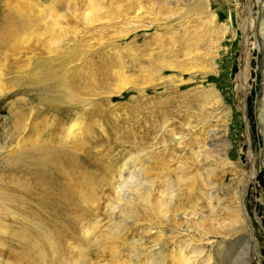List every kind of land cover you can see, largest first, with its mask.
Wrapping results in <instances>:
<instances>
[{
	"label": "rangeland",
	"instance_id": "rangeland-1",
	"mask_svg": "<svg viewBox=\"0 0 264 264\" xmlns=\"http://www.w3.org/2000/svg\"><path fill=\"white\" fill-rule=\"evenodd\" d=\"M45 144L90 177L42 216L53 232L75 209L76 239L47 247L2 214L0 264H236L230 249L264 264V0H0V193L35 194L23 216L46 209Z\"/></svg>",
	"mask_w": 264,
	"mask_h": 264
},
{
	"label": "bare ground",
	"instance_id": "bare-ground-1",
	"mask_svg": "<svg viewBox=\"0 0 264 264\" xmlns=\"http://www.w3.org/2000/svg\"><path fill=\"white\" fill-rule=\"evenodd\" d=\"M54 20V19H53ZM55 21V20H54ZM263 37V36H262ZM261 37V38H262ZM79 122V121H78ZM76 122L75 124H72V126L69 125V127H67V135H70V136H73L75 134V131L77 129V127H79V124ZM23 123V122H22ZM20 131V130H19ZM16 132V131H15ZM20 135V134H19ZM214 136V135H213ZM216 137V136H215ZM28 138V137H27ZM26 138V139H27ZM68 138V137H67ZM74 139V138H73ZM78 141V139H77ZM76 144H78L76 142ZM2 148H0L1 150ZM31 149V148H30ZM41 150L40 153H41V157H38L39 159L35 160L34 158V161L37 166L40 165L39 169H40V173H41V178H40V182L38 183L39 185L36 187L40 193L37 194L39 196V198L37 199L40 203H38L39 206H45L46 209L45 210H37V209H32L31 207L30 208H27L28 209V213H26L24 216L21 212V208H24L23 206H32L31 203L26 199L27 197H31L35 194H32L31 192H28L27 191H24L23 194L24 195H19V194H2L0 193V206H7V208H5L4 210L3 209H0V216L2 214H5L4 216L6 218H11L12 220H17V219H21L24 224L25 227L27 226H31L33 225L34 227L37 228H34L33 227V231L35 232L34 234H36V236L40 237L43 241V245L46 243L47 244V247L50 246V247H53V248H57L56 246V240L55 238L57 237H60L58 236L60 233L65 237H68L72 234V238L73 239H76V236L74 235L75 233H73V225H74V220H75V214L74 211L75 209L69 214L70 211H66V215L68 216L69 214V218L68 219V222L63 224V226L61 228H58V226H56V229L53 230V232H48L46 231V227H49L53 224H55L54 221H52L50 219V221H46V219H42V216H45V215H48L49 216V209L54 212L55 214H58L59 213V208H57L58 206H74V193L75 191L77 190L78 191V188L83 186V184H89V178L88 177V174L86 171V168L84 167L85 165L82 164V162H80L79 158H77V156L73 155L72 153H68L67 151L61 149V148H57V147H54V146H51L49 144H45V145H42L40 146ZM29 150V149H27ZM33 150V149H32ZM31 150V151H32ZM38 150V149H37ZM1 152V151H0ZM37 151H34L33 153H35ZM202 152V151H201ZM30 153V151L28 152ZM27 154L26 151L23 153L22 156V159L19 161H24L25 160V163H26V160H28V162H33V160L31 159V155L34 156V154ZM39 153V154H40ZM210 153V152H209ZM38 154V152H37ZM20 155V154H19ZM201 155V154H200ZM30 156V157H29ZM199 156V154L196 155V157ZM18 157V156H17ZM29 158V159H27ZM198 158V157H197ZM15 160V159H14ZM198 160V159H197ZM20 162V163H21ZM37 162V163H36ZM24 164V163H23ZM27 165H30L29 163ZM32 165V164H31ZM83 165V166H82ZM24 166V165H23ZM129 167V166H128ZM128 168L125 166V168H122L119 173H120V178L123 180L122 182H125V181H128L129 179L128 178H125V176L123 177V173H127V170ZM140 170V169H139ZM128 172H132L131 170L128 171ZM131 174V173H130ZM142 174V173H141ZM133 175L131 174V177ZM123 177V178H122ZM141 177V176H140ZM179 177V176H178ZM92 178V177H91ZM181 179V178H180ZM117 181V180H116ZM145 182V181H144ZM121 183V182H120ZM114 185V184H113ZM126 185V184H125ZM143 184H141L140 186H142ZM127 186V185H126ZM169 186H170V183H169ZM124 187V186H123ZM114 188V187H113ZM115 191H116V194H117V199L118 200H121V201H118V202H122L124 201V203L127 201V198H128V195H127V192H125L123 190V188L119 185L117 187L114 188ZM138 188H136L135 190H137ZM140 190V189H139ZM142 190V189H141ZM169 190V189H168ZM239 189H237V191H235V193L238 192ZM81 191V190H80ZM128 191V190H126ZM144 191V190H143ZM139 192V191H138ZM137 192V193H138ZM142 192V191H141ZM148 192V191H147ZM147 192H143L141 196H144L145 193ZM163 192V191H162ZM165 192V191H164ZM167 192V191H166ZM165 192V193H166ZM241 191L238 192V195L237 197L241 198L240 196V193ZM82 193V192H81ZM163 194V196L161 195L160 198H158L157 200H155L156 198H154V202H153V211L155 212V214H158L159 213H162L163 212H169L172 210V208H175V207H172L171 210H169V206H166V203H165V199H166V194ZM41 194H42V199H41ZM115 194V193H114ZM148 194V193H147ZM162 194V193H161ZM168 195V194H167ZM27 196V197H25ZM170 196V195H168ZM167 196V197H168ZM148 197V196H147ZM174 197V196H173ZM85 198V197H84ZM139 200V199H138ZM29 203H28V202ZM117 201V200H116ZM133 201V200H132ZM112 202V201H111ZM130 202V201H129ZM135 202V201H134ZM137 202V201H136ZM144 203V202H143ZM119 204V203H118ZM130 204V203H129ZM132 204V203H131ZM168 204V203H167ZM135 205V204H133ZM94 206V205H93ZM112 206V205H111ZM120 206V205H119ZM127 206V205H126ZM125 206V207H126ZM113 207V206H112ZM130 207V206H129ZM142 207V206H141ZM2 208V207H1ZM16 208L19 209V212H20V216L17 218V214L18 213H15L14 211L16 210ZM38 208V207H37ZM40 208V207H39ZM48 208V210H47ZM116 208V207H115ZM127 208V207H126ZM162 208V209H161ZM169 208V209H168ZM177 208V207H176ZM26 209V208H24ZM114 209V208H113ZM123 209V207H122ZM135 209V208H134ZM1 210H2V213H1ZM125 210V209H124ZM123 210V211H124ZM169 210V211H168ZM24 211V210H23ZM127 211H129L127 213ZM125 214H127V216L129 217H133V214L131 212V210H127ZM133 211V210H132ZM136 211V210H134ZM174 211V210H173ZM237 211V210H236ZM25 212V211H24ZM159 212V213H158ZM175 212V211H174ZM214 212V211H213ZM112 213V212H111ZM116 213V212H115ZM122 213V212H121ZM172 213V212H171ZM124 214V212H123ZM122 214V215H123ZM124 214V215H125ZM138 214V213H137ZM168 214V213H167ZM231 214V213H230ZM235 214V213H234ZM173 215V214H172ZM178 215V214H177ZM233 215V214H231ZM239 215V214H238ZM127 216H126V219H127ZM155 216V215H154ZM119 217V216H118ZM163 217V215H161V218ZM166 217V216H165ZM115 218V217H114ZM123 217L121 216L120 218H118V220L114 221L111 225H112V230H109V233L110 234H115V233H121L122 231V226L123 225H126L124 224V222H126L125 220L122 219ZM236 218V217H235ZM234 218V219H235ZM125 219V218H124ZM164 219V218H163ZM233 219V220H234ZM3 220V219H2ZM15 220V221H16ZM152 220V219H151ZM161 220V219H160ZM174 220V219H173ZM110 222V221H109ZM236 223V222H235ZM62 224V223H61ZM242 224V223H241ZM97 225V224H95ZM94 225V226H95ZM233 225V224H231ZM230 225V226H231ZM4 225H1L0 224V229H5L3 228ZM9 226V225H8ZM92 226V225H91ZM91 226L89 227L88 225L83 227V235L87 238L88 237V234L89 232L92 230L91 229ZM240 226V225H239ZM24 227V228H25ZM97 227V226H96ZM185 227V226H184ZM51 228V227H50ZM126 228V227H125ZM230 228V227H229ZM234 228V227H233ZM128 229V228H127ZM231 229V228H230ZM27 230V229H26ZM30 230V229H29ZM52 231V229H50ZM102 230V229H101ZM181 232L180 233L181 235H185V236H188L191 234V231L189 229L186 228H181ZM28 231V230H27ZM26 231V232H27ZM32 231V232H33ZM82 231V230H81ZM108 231V230H107ZM23 232V231H22ZM25 232V233H26ZM96 232V231H95ZM104 232V231H103ZM82 233V232H81ZM94 233V231H93ZM22 234V233H21ZM28 234V232H27ZM106 234V232H105ZM179 234V235H180ZM108 235V234H107ZM111 235V236H112ZM183 235V236H184ZM203 235V234H201ZM22 238H25L26 235H24V233L21 235ZM109 236V235H108ZM110 236V237H111ZM192 236V235H191ZM190 236V237H191ZM194 236V234H193ZM217 236V235H216ZM114 237V236H113ZM119 237V236H117ZM173 237V236H172ZM181 237V236H180ZM200 237V236H199ZM202 237V236H201ZM200 237V238H201ZM70 238V237H69ZM85 238V240H86ZM192 238V237H191ZM104 239V238H102ZM190 239V238H189ZM203 240L204 239H207V235H203ZM211 239V238H210ZM217 242L221 243L224 241V239L226 238H222V239H219L217 238ZM229 240H231L230 243H235V241H232L234 240L233 237H229L227 238ZM242 239V237H241ZM173 240V239H172ZM175 240V239H174ZM201 240V239H200ZM25 241V240H24ZM72 241V240H71ZM188 241V240H187ZM202 241V240H201ZM89 242V241H88ZM181 244V243H180ZM188 244V243H187ZM74 245V244H73ZM77 245V244H76ZM189 245V244H188ZM75 246V245H74ZM49 247V248H50ZM188 247V246H187ZM41 248V247H40ZM44 248V247H43ZM83 248V247H82ZM45 249V248H44ZM48 250V249H47ZM60 250V249H59ZM182 250V249H181ZM45 251V250H44ZM53 251H55L53 249ZM52 251V252H53ZM80 251L82 252V249H80ZM51 252V251H50ZM80 252V255L79 257L81 258L82 254ZM54 254V253H53ZM228 255L234 259V263L236 264H252V259H254L255 261H257L258 259V256H252L250 257L249 255V252H246L244 254H241L239 253L238 251H235L233 249H230V252H228ZM41 257H43L41 255ZM46 258V257H45ZM42 259V258H41ZM62 259V258H61ZM44 260V259H42ZM79 260V259H78ZM185 262V261H184ZM212 262V256L210 255L208 261L206 264H210ZM78 263V262H77ZM187 263V262H186ZM32 264V263H31ZM79 264V263H78Z\"/></svg>",
	"mask_w": 264,
	"mask_h": 264
}]
</instances>
